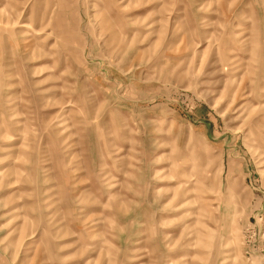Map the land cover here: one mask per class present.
I'll return each instance as SVG.
<instances>
[{"label": "rangeland", "instance_id": "1", "mask_svg": "<svg viewBox=\"0 0 264 264\" xmlns=\"http://www.w3.org/2000/svg\"><path fill=\"white\" fill-rule=\"evenodd\" d=\"M0 264H264V0H0Z\"/></svg>", "mask_w": 264, "mask_h": 264}]
</instances>
